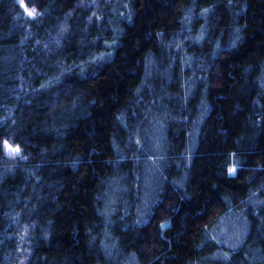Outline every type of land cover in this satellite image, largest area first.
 I'll return each mask as SVG.
<instances>
[{
  "label": "trees",
  "instance_id": "trees-1",
  "mask_svg": "<svg viewBox=\"0 0 264 264\" xmlns=\"http://www.w3.org/2000/svg\"><path fill=\"white\" fill-rule=\"evenodd\" d=\"M18 1L0 264H264V0Z\"/></svg>",
  "mask_w": 264,
  "mask_h": 264
},
{
  "label": "rangeland",
  "instance_id": "rangeland-1",
  "mask_svg": "<svg viewBox=\"0 0 264 264\" xmlns=\"http://www.w3.org/2000/svg\"><path fill=\"white\" fill-rule=\"evenodd\" d=\"M19 3V1H18ZM157 142L158 144L161 142V139H157ZM149 143L151 146H155V142L154 140H149ZM161 147L157 146L156 147V156L158 155V160L160 161L161 160V156H160V152H161ZM149 169L152 170V174L150 173ZM147 168L146 172H148V176L150 177L149 178V181L147 183V186H146V189H147V198H146V202L150 201L151 198L154 197V193L156 191V189L159 187L160 185V179H159V176H158V173L156 172H153V169L150 165V168ZM146 202H144V206H146ZM244 224L240 223V222H230L226 225H224V231H223V236L224 238L226 239V243H228L229 245H232L233 243L235 242H239V236H238V231L243 228Z\"/></svg>",
  "mask_w": 264,
  "mask_h": 264
},
{
  "label": "snow or ice",
  "instance_id": "snow-or-ice-1",
  "mask_svg": "<svg viewBox=\"0 0 264 264\" xmlns=\"http://www.w3.org/2000/svg\"><path fill=\"white\" fill-rule=\"evenodd\" d=\"M22 7H24V5L22 4L21 5ZM25 11L28 13V15L31 17V16H34L35 15V9H31V10H28L26 7H25ZM4 147L5 149L7 150L8 154L10 155H18L19 154V148L18 147H11L7 141H4ZM235 169L234 168H230L229 169V173L231 174L232 172H234Z\"/></svg>",
  "mask_w": 264,
  "mask_h": 264
},
{
  "label": "water",
  "instance_id": "water-1",
  "mask_svg": "<svg viewBox=\"0 0 264 264\" xmlns=\"http://www.w3.org/2000/svg\"><path fill=\"white\" fill-rule=\"evenodd\" d=\"M15 2H16V4H19L18 3V0H15ZM22 7V6H21ZM22 9H24L25 10V6L24 7H22Z\"/></svg>",
  "mask_w": 264,
  "mask_h": 264
}]
</instances>
